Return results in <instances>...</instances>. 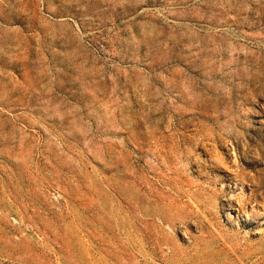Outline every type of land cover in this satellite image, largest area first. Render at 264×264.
Returning <instances> with one entry per match:
<instances>
[{"label": "rangeland", "instance_id": "rangeland-1", "mask_svg": "<svg viewBox=\"0 0 264 264\" xmlns=\"http://www.w3.org/2000/svg\"><path fill=\"white\" fill-rule=\"evenodd\" d=\"M0 264H264V0H0Z\"/></svg>", "mask_w": 264, "mask_h": 264}, {"label": "bare ground", "instance_id": "bare-ground-1", "mask_svg": "<svg viewBox=\"0 0 264 264\" xmlns=\"http://www.w3.org/2000/svg\"><path fill=\"white\" fill-rule=\"evenodd\" d=\"M230 198H233V197H230ZM240 203H242V202H240ZM230 208V207H229ZM227 210V209H226ZM254 211V210H253ZM226 215H227V219L228 220H231V218H232V215H231V213L230 212H228V210H227V213H226ZM259 215V214H258ZM260 215H262V213L260 214ZM257 218V217H256ZM246 219V218H245ZM251 220V219H250ZM236 221V220H235ZM169 228L171 229V227L169 226Z\"/></svg>", "mask_w": 264, "mask_h": 264}]
</instances>
